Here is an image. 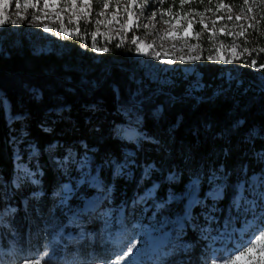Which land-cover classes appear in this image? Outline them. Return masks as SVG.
I'll return each mask as SVG.
<instances>
[{
	"label": "trees",
	"instance_id": "1",
	"mask_svg": "<svg viewBox=\"0 0 264 264\" xmlns=\"http://www.w3.org/2000/svg\"><path fill=\"white\" fill-rule=\"evenodd\" d=\"M89 1L92 5L96 2ZM109 1L120 12H126L130 4V0ZM252 1L159 2L164 12L194 21L196 28L202 30L201 41L206 46L210 34L200 23L203 15L213 18L215 11L227 7L234 12L247 10ZM256 4L258 13L250 24L254 26H245L246 35L240 39L244 54L228 66L246 82L255 81L254 67L264 65V51H260L264 49V0H257ZM5 25L0 23V201L2 182H6L18 198L15 204L20 214L16 222L25 248L30 247L35 227L22 218L28 213L27 208L13 186V145L19 140L20 144L33 142L40 153L36 157L25 153L23 156L42 170L39 189L43 194L37 203L43 215L48 212L57 182V173L47 155L55 145L58 156H63L66 149L91 156L93 169L100 171L105 186L114 187V201L126 203L125 216L131 215L127 205L137 194L156 183V199L149 200L151 209L160 200L164 202L161 215L182 213L184 203L176 205L167 199L168 195L185 193L189 181L197 178L203 190L218 181L225 184L224 197L218 203L226 208L223 218L233 220L231 211L240 179L264 174V158L255 154L264 150V135L249 134L256 128L264 131V88H246L245 84L237 87L234 81L223 84L225 90L214 94L224 67L209 60L207 48L197 63L203 81L210 86L205 92L190 93V80L181 78L172 88L154 87L134 57L131 41L136 29L127 33L123 42L104 37L93 41L92 33H87V42L82 44L79 38L83 36H73V41L65 34L53 51L37 53L25 34L12 37ZM97 48L108 51L98 52ZM118 126L143 131L144 136L139 142L129 140L117 132ZM112 159L134 161L137 167L133 176H117L110 167ZM221 165L224 171L219 169ZM172 173L177 176L175 179L169 177ZM217 173L224 178L212 180ZM92 191L86 188L80 194L90 196ZM50 223L52 228L58 224L55 219ZM85 223L87 229L101 230L99 222L88 219ZM189 238L194 246L184 262L199 264L201 246L196 236ZM75 251L88 257L93 251L105 250L98 244L92 247L85 239ZM56 261L54 257L46 259L48 263Z\"/></svg>",
	"mask_w": 264,
	"mask_h": 264
},
{
	"label": "rangeland",
	"instance_id": "2",
	"mask_svg": "<svg viewBox=\"0 0 264 264\" xmlns=\"http://www.w3.org/2000/svg\"><path fill=\"white\" fill-rule=\"evenodd\" d=\"M26 2L35 4L36 7H25ZM256 2L257 0L251 2V11L242 9L234 12L227 7L215 11L213 18L203 15L202 27L210 34L206 46L201 41L202 30L196 28L194 21L181 14L174 16L164 12L157 0H130L126 12L113 9L109 0H96L94 5L89 0H0V19L4 20L12 37L15 34H25L37 53L53 51L65 34L73 41L78 38L77 35L83 36L79 38L82 44L87 42V33H96L93 41L104 37L118 38L123 42L126 34L136 29L133 37L138 38L142 50L137 51V45L131 41L135 49L134 57L153 86L172 88L181 78L190 80L188 91L192 94L205 92L210 87L206 86L197 66L204 57L203 50L207 48L209 60L224 67L219 75L220 84L214 89V94H218L225 90L223 84H232L234 81L237 87L245 84L246 88H264V67L255 66L256 79L247 82L228 67L238 59L237 56L240 58L244 54L240 43L243 37L236 34L242 27L245 29V26L252 23L258 13ZM105 4L108 6L105 7ZM153 12L157 13L154 18ZM228 16L233 19H227ZM237 16L241 19L236 20ZM13 20L17 22L13 24ZM227 31H231L233 35H226ZM193 56H198L199 59H191ZM6 108L9 110L8 103ZM9 118L12 120L10 114ZM117 132L135 142H139L144 136L143 131H133L125 126H118ZM249 134L263 136L264 131L256 128L250 130ZM54 147L55 145L47 151V155L57 173V182L48 212L43 215L37 203L43 194L39 189L42 170L40 167H33L30 158L25 159L23 156L24 153L32 157L39 156L38 147L33 142L20 144V140L13 145V186L18 189L27 208L28 213L22 218L31 221L35 232L30 247L25 248L16 222L20 214L15 204L18 198L8 184L2 182L0 264H25V261L28 264L36 261L40 264H113L117 256H122L127 250V245L135 241H140V245L134 264H168L169 261L186 264L184 259H188L185 257L194 246L189 236H196L197 244L201 246L202 257L199 264H224L229 259L227 255L236 250L232 245H216L215 241L221 235L239 245L241 241L247 242L241 236L236 237L246 223L251 221L257 224L260 233L264 230V224H260L258 220L260 218L264 221L263 173L240 179L231 211L233 220L223 218L226 208L218 203L224 197L225 184L218 181L203 190L197 178L189 181L185 193L170 192L168 195L170 202L176 205L184 203L182 213L175 216L161 215L164 202L160 200H156L155 209H151L149 200L156 199V183L137 194L127 205L131 215L125 216L126 203L114 201V187L105 186L100 171L93 169L88 153L78 155L72 149H66L63 156H58ZM110 167L117 176L131 178L137 164L132 160L112 159ZM150 168L151 166L147 167L145 172L149 173ZM169 177L175 179L177 176L172 173ZM217 178L224 176L215 174L212 180ZM30 188L34 190L30 191ZM86 188L93 190L90 196L80 194ZM151 210L154 212L150 213ZM136 211L139 213L135 214ZM157 211L158 214L155 213ZM51 219L58 222L53 228ZM88 219L92 223L99 222L101 230L87 229L85 221ZM85 239L89 240L92 247L98 244L105 251H93L88 257L78 255L75 250ZM261 243L264 244V241ZM253 255L252 260H259L264 264V252L257 251ZM50 257L57 258V261L46 262ZM127 259L128 257H124V260ZM124 260L119 261V264H124ZM252 260L243 257L239 260L241 263L235 261L234 264H252Z\"/></svg>",
	"mask_w": 264,
	"mask_h": 264
},
{
	"label": "snow or ice",
	"instance_id": "3",
	"mask_svg": "<svg viewBox=\"0 0 264 264\" xmlns=\"http://www.w3.org/2000/svg\"><path fill=\"white\" fill-rule=\"evenodd\" d=\"M157 2H159V0H157ZM185 2V0H181V4H183ZM245 3L247 4V0H245ZM19 6V5H18ZM48 5H45V7H47ZM105 7H107L108 5L105 4ZM25 7H36L35 4H29V3H25ZM141 7H144V5H142ZM248 11H251V8L247 9ZM161 15H163V13H160ZM157 15L156 12L152 13L153 18ZM227 19L232 20L233 17L232 16H228ZM236 20H240L241 17L237 16L235 17ZM4 20L0 19V23H3ZM17 21L13 20L12 23L15 24ZM97 23H99V21H97ZM201 24H203V20L200 21ZM213 23H215V21H213ZM138 26V25H137ZM250 27L254 26V25H249ZM147 27V26H145ZM226 35H233V33L231 31H227L225 33ZM93 37H95L96 33L92 34ZM236 35H238L239 37H244L246 35V30L242 27L241 31L239 33H237ZM132 43L134 45H137V51H141L142 49L139 46V42H138V38L133 37ZM148 47H151V45H149ZM96 51H105L107 52L108 49L107 48H97ZM244 51H248V49H244ZM260 51H264V49H260ZM236 58H239L238 56ZM157 59H159V56L157 55ZM180 59H183V57H180ZM191 59H199L198 56H193L191 57ZM211 59V58H210ZM255 65V61H253V66ZM264 67V66H262ZM261 241H264V230H261V233L259 236H257L254 240H249L248 244L249 247L244 248L243 251L237 249L236 250V255L231 256L228 260L224 261V264H234L235 261H239L241 260L246 253H250L252 252V250L254 248L258 249V251H262L264 252V244L261 243ZM139 245H140V241H135V242H130L127 245V250L123 252V255H118L116 258V261L113 262V264H119V261L124 260V257H128L127 260H124V264H134V257L136 255V252L139 250ZM45 255H47V253H45ZM250 260H252V258L249 256L248 257ZM25 264H28L27 261H25ZM34 264H40L39 261L34 262ZM252 264H261V262L259 260H252Z\"/></svg>",
	"mask_w": 264,
	"mask_h": 264
},
{
	"label": "bare ground",
	"instance_id": "4",
	"mask_svg": "<svg viewBox=\"0 0 264 264\" xmlns=\"http://www.w3.org/2000/svg\"><path fill=\"white\" fill-rule=\"evenodd\" d=\"M258 220H259L260 224H262V225L264 224L263 219L258 218ZM257 226H258L257 224L252 223L250 221V223H246L243 226V228H241V233L240 234H236L237 238H239L241 236V239H245L247 242L241 241L240 244L237 245L233 241L228 240L225 235H223V236L221 235V237L217 240L216 245H220V246H222V245H226V246L232 245L233 248L235 247V250L239 249V250L243 251L244 248L249 247V244H248L249 240H254L255 237L260 235V232L257 229ZM252 230H254V233H252ZM257 251H258V249L254 248L252 250V252L246 253L244 258L249 259L248 258L249 256L252 258V256H254L253 253H257ZM219 252H221V251L219 250ZM235 254H236V252L235 253H230V254L227 255V257L230 258L231 256H234ZM262 259H264V258H262ZM237 263H241V262L237 261Z\"/></svg>",
	"mask_w": 264,
	"mask_h": 264
},
{
	"label": "built area",
	"instance_id": "5",
	"mask_svg": "<svg viewBox=\"0 0 264 264\" xmlns=\"http://www.w3.org/2000/svg\"><path fill=\"white\" fill-rule=\"evenodd\" d=\"M255 154L259 157V158H264V150H261V151H259V152H255ZM219 169L221 170V171H224V166L223 165H221L220 167H219ZM217 174H219V173H217Z\"/></svg>",
	"mask_w": 264,
	"mask_h": 264
}]
</instances>
